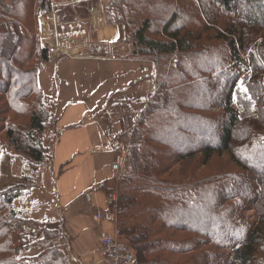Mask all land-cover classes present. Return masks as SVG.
Returning a JSON list of instances; mask_svg holds the SVG:
<instances>
[{"label":"trees","instance_id":"obj_1","mask_svg":"<svg viewBox=\"0 0 264 264\" xmlns=\"http://www.w3.org/2000/svg\"><path fill=\"white\" fill-rule=\"evenodd\" d=\"M9 1L0 4V132L38 166L45 148L34 133L47 120L39 64L49 58L37 15L53 0ZM104 4L108 23L128 33L132 55L153 59L157 70L146 108L121 120L119 136L129 147L117 187L103 186L118 192L107 214L118 215L134 264H264V0ZM245 73L249 80L240 85ZM225 155L230 169L210 167ZM23 193L22 184L0 188V264H69L60 240L54 246L35 240L39 223L14 207ZM20 224L27 229L17 246ZM41 232L53 233L46 226ZM35 244L40 253L22 255Z\"/></svg>","mask_w":264,"mask_h":264},{"label":"crops","instance_id":"obj_2","mask_svg":"<svg viewBox=\"0 0 264 264\" xmlns=\"http://www.w3.org/2000/svg\"><path fill=\"white\" fill-rule=\"evenodd\" d=\"M98 12L95 11L89 20L90 38L93 37L97 47L106 44L109 46L114 41H120L122 39L120 28L111 27L106 18L98 15ZM106 50H112V48L109 46V49L106 47L105 50L93 49L75 60L84 62L101 58L119 59L116 54H102ZM122 56L148 60L134 57L132 48ZM153 66L155 70L153 92L155 93L157 70L154 63ZM76 69L73 90L66 92L65 96L58 94V105L53 109L57 113V121L53 127L57 137L51 148L50 162H43L34 169L35 192L34 195L27 196L25 200L29 206L36 205L35 208L31 207L28 210L32 213V218L46 222V227L51 230L63 228L62 236L65 240L69 238L68 247L71 254L76 257L74 258L76 262L102 264L97 253L102 237L113 233L118 227V215L114 212L111 215L107 214L110 204L115 203L111 194L116 193L117 190L108 193L103 186L114 181L112 187H117L118 178L112 180L115 173L111 166L121 148L115 137L122 129L123 117L120 116L119 119L120 127L112 128L111 123H105L107 117L91 113L92 97L97 91L85 92L86 83L81 74H90V72L83 67ZM42 91L44 96L43 88ZM117 92L119 91L109 94L107 103L109 99L115 98ZM153 92L149 98L153 96ZM5 157L6 154L2 150L0 154L1 189H6L10 183L9 174L7 175L3 169ZM20 198L22 196H19L16 201ZM98 214L101 215L100 218H97Z\"/></svg>","mask_w":264,"mask_h":264},{"label":"rangeland","instance_id":"obj_3","mask_svg":"<svg viewBox=\"0 0 264 264\" xmlns=\"http://www.w3.org/2000/svg\"><path fill=\"white\" fill-rule=\"evenodd\" d=\"M3 1L9 0H1L0 4ZM54 1L56 0H53V2ZM105 1L106 0H92V2L83 5H73L68 8H63V11H69L67 17L80 15L86 17L89 20H91V16L95 13V11H99L98 15L105 17L107 20L108 14L105 9ZM188 14L189 18L194 15L192 10L189 11ZM153 17H156V19L157 17L161 19L160 15L158 14L154 15ZM164 17L161 22H164ZM126 21H128V18L126 19ZM108 24L111 27L120 28L122 39H120V41L112 42L113 44L109 45L112 50L103 51L102 54H116L117 56H119V59L101 58L92 61L81 62V60H75V58L63 56L56 59H48L39 64L41 67L39 70L38 81L40 86L44 89V99H42V103L43 100L44 103L43 105H41L40 110L44 113V115H46L47 120L45 130L40 133L35 132L34 138L38 141L39 144H41L45 148V160L43 162H50V158L52 156L51 148L53 142L56 140L57 137V132L53 131V127L57 121V113H55L53 109L55 108V106L58 105V94L59 96H65L66 92L73 90V85L75 83L73 77L76 76L77 67H83L84 69L86 68V71L90 72V74H81L86 83V88H84L86 90L85 92H93L94 90L97 91L96 94L92 97L93 107H91V109L93 110L91 111V113L107 117L108 119L105 121V123H111L112 128H116L117 126L120 127V116H122L123 118L126 116L138 118L140 113L146 108L148 102L152 99V96L151 98H149V96L155 89V70L153 66V63L155 65L154 60H140L128 58L126 56L123 57L122 55L127 53L131 48L133 50V43L126 41L125 36L128 33L124 31V26L121 23L116 22ZM155 27H157V25H155L153 29H156ZM90 35L83 41L81 47L82 54H86L88 51H91L93 49L105 50L106 47L107 49H109V46L107 44L104 46L99 45V47H97V43L93 41V37L90 38ZM216 44H218L217 48H219L222 52L225 53L226 45L221 42H217L215 43V45ZM124 45H126V47H123ZM243 56L247 57L245 54ZM175 59L176 57L169 59V65L171 67L176 65V61H174ZM248 80L249 74L245 73L241 78L240 85L245 84ZM117 90L119 92H117L115 98L109 99V102L107 103V97L109 96V94ZM85 99L87 98L85 97ZM239 106L242 109L239 108ZM238 108L241 111L244 110L242 105H238ZM25 123L26 125L23 124V127L21 126V130H24L23 132L27 133L28 130L26 129L28 127V123ZM105 123L103 122V124ZM21 127L16 126L15 128ZM22 131H20L19 129L16 131V133L22 134ZM121 131L122 129L116 135L115 139L121 145L120 151L125 150L128 152L129 141H125L124 139L122 140L120 138L119 135ZM22 137L23 139L26 138L25 136ZM2 150H4L6 154L3 169L7 175L9 174L10 179V183L8 184L9 186L7 187L17 184H22L24 186V193L20 195V197L22 196V198H20L18 201H16L18 198L15 200V209L18 212L22 213L23 216L32 218V213L28 211L30 210L29 208H31L32 206H29L25 199L27 198V196L34 195V169L39 167V165L43 162H41L38 166H34L27 155L22 154L16 150L15 146H13V144L7 137L5 131L0 132V154ZM227 161H229V157L227 155L221 158H218L216 156L213 159L210 167L218 168L222 167L223 165H226L230 169L229 166H232L230 165L231 162ZM113 178H116L115 174L112 176V180ZM113 185L114 181H110L105 186L108 188H113ZM29 193L30 195H28ZM35 206L32 208H35ZM33 212H35L34 209ZM33 219L39 223L38 226L40 227V230L37 229L38 231L36 230V235H34L36 241L39 239V243H46L49 244V246H54L58 243V240H60L59 245L62 246L65 253L67 254L69 258V264H81V262H76V260L74 259L76 257L71 254V251L68 247V243H70L69 238H66V240L63 238L62 227L56 230L53 229V233L48 237L41 232V229L44 228V226H47L46 222L35 218ZM21 225L22 224L14 226V234L16 239L15 244L17 246L22 245L18 238L19 231L23 227H21ZM25 229L27 228H24L23 230H21V232H25ZM40 252V247L35 244L33 246H30L27 251H23L22 255L31 257ZM97 253L100 256L99 249ZM99 259L101 260V256Z\"/></svg>","mask_w":264,"mask_h":264},{"label":"built area","instance_id":"obj_4","mask_svg":"<svg viewBox=\"0 0 264 264\" xmlns=\"http://www.w3.org/2000/svg\"><path fill=\"white\" fill-rule=\"evenodd\" d=\"M92 0H56L49 10H42L37 16L38 37L42 47L46 50L50 59L63 56L71 58L82 57L81 47L83 41L91 33L89 19L77 15L67 17L69 11H63L73 5H83ZM239 108H241L239 106ZM242 109V108H241ZM127 158V151H119L112 163V170L119 178L123 172ZM112 200L117 199V192L111 194ZM101 215H97L100 218ZM101 262L103 264H134L136 252L126 242L116 227L113 233L102 237L99 248Z\"/></svg>","mask_w":264,"mask_h":264}]
</instances>
